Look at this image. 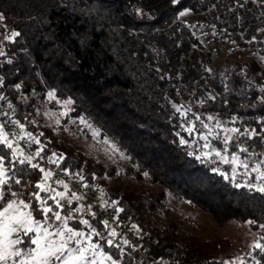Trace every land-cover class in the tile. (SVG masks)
<instances>
[{
  "label": "trees",
  "instance_id": "trees-1",
  "mask_svg": "<svg viewBox=\"0 0 264 264\" xmlns=\"http://www.w3.org/2000/svg\"><path fill=\"white\" fill-rule=\"evenodd\" d=\"M0 12V21L21 34L14 40L0 38L5 53L0 56V93L6 97L1 101L12 105L13 120L25 126H17L15 133H32L43 146L40 155L57 160L69 178L101 194L105 204H94L95 216H86L105 234L103 207L111 202L123 209L114 220L117 242L122 243V227L135 223L144 231L139 238L133 234L137 242L128 238L124 256L106 244L105 252L123 264H152L161 252H166V264L226 261L222 252L232 246L231 239L199 233L171 205L167 189L219 221L247 223L264 244V194L236 188L212 171L231 175L233 169L214 152L210 159L195 158L206 149L200 124L208 122L213 149L239 154L249 168L261 164L264 170V61L250 55L216 64L203 41L214 30L217 39L253 47L264 57V0H0ZM150 57L165 58L176 79L159 80ZM53 90L57 100L74 101L59 124L45 115L62 106L48 100ZM173 105L190 111L183 116ZM81 117L112 140L137 176L147 175L151 183L126 184L132 168H120L88 150L81 139ZM193 121L195 130L189 134ZM226 136L232 137L227 145ZM180 137L189 144H180ZM31 147L35 151L37 146L31 142ZM0 155L10 166V150L0 146ZM243 169L238 167L237 183L256 178ZM14 171L21 184L41 173L19 164ZM154 183L166 189L157 190ZM37 185L31 181L26 195L35 217L44 220L34 193L63 215L75 207L73 201L61 208L57 197L59 205ZM48 216L50 221L52 213ZM80 221L69 223L76 228ZM246 257L245 264H264V251L254 247Z\"/></svg>",
  "mask_w": 264,
  "mask_h": 264
},
{
  "label": "snow or ice",
  "instance_id": "snow-or-ice-1",
  "mask_svg": "<svg viewBox=\"0 0 264 264\" xmlns=\"http://www.w3.org/2000/svg\"><path fill=\"white\" fill-rule=\"evenodd\" d=\"M177 2V0H173ZM185 13H181L184 15ZM0 19H3L2 14H0ZM19 32L13 31L7 39L14 40L16 37L20 36ZM5 53L3 49H0V56H4ZM264 59V58H262ZM8 63H12L11 60ZM3 77H0V85H3ZM15 87L18 89L20 85L17 84ZM47 98L49 101L57 100L56 92L49 91L47 93ZM0 100H6V97L0 96ZM58 103H61L65 108V111L62 115L67 116L70 111V105L74 103L71 99H66L63 101L57 100ZM12 105L9 104V108ZM177 112H180L181 115L187 116V112L190 109H185L183 105H173ZM4 116H8V113H3ZM50 118L56 116V113H45ZM199 119V117H197ZM213 119V117H209ZM10 123L17 125L20 129H24V125L18 120H10ZM56 124L60 123L59 119H56ZM79 123L85 125L91 132L94 138L100 136V130L94 128L88 120L81 117ZM191 127L186 130L191 134L195 130L194 121L190 122ZM207 127V125H205ZM217 127H220L218 124ZM226 131L239 132V129H226ZM179 136V133H177ZM26 140L28 142L40 144L39 139L30 132H24L22 135L19 133L11 134L9 131L5 130V124L0 123V146L10 150V167H5V155H0V264H123L121 259L114 257L112 252H105V244L109 249H117L119 256H124L125 252L123 245H129L127 239H123L122 243L117 242L115 239L119 236V233L115 228H112L108 221H103L102 224L107 231V236L103 233L97 231L91 226L89 220L84 219L81 221L82 224L88 226L90 232L85 233L83 230L77 231L76 229L68 225L70 216H62L59 211H53L52 207L46 206V201L40 199L39 195L34 193L33 196L40 201L41 211L44 214L43 221H37L34 219L31 211V205L25 203L23 200L18 199H5V187L13 181L14 177L10 175V172L17 169V164L19 165H29L32 168H37L44 173L45 179L50 177L52 173L50 171H45L40 168L38 164L32 163L34 157L32 155H25L23 150L19 147V140ZM202 139L207 141V135L202 136ZM232 139L231 136H226L224 139L225 145L229 143ZM104 145L108 146L109 151L115 152L118 151V148L112 141L104 139L100 141ZM180 144L188 145L189 141L185 140L183 137H180ZM195 143V141H193ZM204 148H209L210 145L206 142L203 145ZM41 151H43V146L35 152V156H40ZM243 152H247V149H241ZM215 156L218 157L224 163L234 164L237 167H233L231 175L228 173L220 172V169L214 168L212 171L218 172L224 176L226 180H230L233 183V186L236 188H247L249 191H256L261 194H264V170L261 168V164H256L249 171V165L247 160H241L238 154H233L231 158L227 155H223L220 151L214 150ZM189 155H195V153L189 152ZM55 155V154H54ZM122 155V154H121ZM213 152L201 151L199 155H195L197 160H202L204 158H211ZM56 162V161H53ZM264 163V162H261ZM243 167L245 169L244 175L251 176L252 173H256V180L259 183H252L248 181L236 182V176L238 175L237 168ZM22 171V170H21ZM82 179V177H81ZM15 183H20L19 180H15ZM57 183L63 184V181H58ZM43 191H53L50 187H46L44 183L37 185ZM67 186L65 185V188ZM59 197H64V192L56 193ZM74 198L79 200V196ZM12 197H16L15 192H11ZM53 200H56V197H50ZM57 205L59 201L56 200ZM116 202H113L115 204ZM62 207V206H61ZM27 209V211H25ZM83 206L77 209V211H82ZM123 211V209H119ZM49 213H52L51 219L54 221H60V224L49 223L50 217ZM92 216H95V213H91ZM249 223H254V221H249ZM134 228L137 226L133 225ZM264 228V225H260ZM28 234H33L29 237L30 245L34 247H19L24 243V238ZM93 237H99V240L93 241ZM100 240H103L105 243L101 244ZM254 249H259L264 251V244L257 241L254 244ZM221 264H245L243 258L237 257L235 261H222ZM259 264V261H257Z\"/></svg>",
  "mask_w": 264,
  "mask_h": 264
},
{
  "label": "rangeland",
  "instance_id": "rangeland-1",
  "mask_svg": "<svg viewBox=\"0 0 264 264\" xmlns=\"http://www.w3.org/2000/svg\"><path fill=\"white\" fill-rule=\"evenodd\" d=\"M0 14H2L0 12ZM16 31L12 29L9 25L4 24L0 21V38L1 40H9L7 37L13 32ZM218 37L215 34V31L212 30L210 34L205 36L203 38L204 43L206 44L207 50H210L213 54L214 62L216 64H221L225 62L227 59H239V60H245L248 58V56L253 55L258 58H260L262 61H264V58L262 55H260V52L257 51L253 47H244L241 45H238L234 42H230L229 40L227 41H222L220 38L217 39ZM143 55L145 52L142 53ZM148 63L151 66V70L154 72V74L157 76V78L160 79H176V75H173V70L174 68L172 65L169 64L168 61H166L165 58H160V59H155L153 57L148 58ZM70 107V106H69ZM65 111V108L63 105L61 106L60 109L52 111V113H56V116H53L54 119H61L64 117L62 113ZM0 123H2L0 121ZM203 124H200L201 129L203 130V136L204 135H210L211 134V126L208 122H202ZM207 125V127H205ZM85 131L81 132L82 134V143L85 145V147L92 151L100 154L101 156L105 157L108 159V162L110 163H117L118 167H127L132 168L130 173L127 174L126 177H124V182L126 184H129L131 186H139L141 184H150V178L147 175H142V176H137V171L135 166L130 162L128 157L117 147V145L110 140L109 138L101 135L98 138H94L92 135V132L85 127ZM95 128V127H94ZM104 139H108L112 141L113 144L116 145L118 148V151L112 152L107 150L108 146L104 145L100 141H103ZM208 143L210 145L209 148L204 149L206 152H214V150L220 151V149H213L212 146V141L211 138L208 137L207 141L204 140V143ZM36 150H39L41 145V142L39 145L36 144ZM19 147L23 150L25 155H32L34 159L32 160V163L38 164L40 168L44 169L41 165V162L33 155L35 154V151H32L31 153L26 152L19 144ZM221 152V151H220ZM122 154V155H121ZM224 155V154H223ZM233 154L228 156L231 158ZM239 155V154H238ZM240 158V157H239ZM241 159V158H240ZM242 160V159H241ZM248 163V161H247ZM233 167H237L236 165L232 164ZM254 167V166H252ZM251 167V168H252ZM243 168V167H240ZM249 168V171L250 169ZM126 169V170H127ZM45 171H49L44 169ZM245 171V169H243ZM238 171V168H237ZM51 172V171H50ZM52 175L45 179L44 173L41 172L40 175H33L30 176L27 183L23 186L22 185V190L27 191L30 188V182L35 181L37 184L44 183L46 187H50L53 191H50L51 196H55L58 198V200L61 201V208L66 206L68 203L71 202H76L75 207H72L69 210V214H64L62 216H70L71 218H79L81 221L84 219L89 220V223L93 228H95L97 231L103 233L105 236L107 234L104 233L102 228H98L97 225H95L92 221L91 218H88L86 216V213L91 212L95 213L94 204H102L104 205V201L102 200L101 194L99 195L98 193L95 194V196L90 197L89 192L90 188L87 186V184L83 181H80V184H76L73 181V178H63L59 175H56L55 173L51 172ZM249 177V176H247ZM252 177V174L250 178ZM58 181H63V184L57 183ZM246 181L252 182V183H259V181L254 178L253 180H249L246 178ZM242 182V181H241ZM65 185L67 186L65 188ZM154 188L157 190L160 189H166V187L160 183H154L153 184ZM21 187V185H20ZM64 192L65 195L64 197H59L56 195L58 192ZM168 192V197L171 205H173L175 208L178 210H181V212L188 217V221L190 224L197 230L199 233L202 235H212V234H221L225 237H228L232 241V246L228 247L226 250L222 252V255L224 256L226 261H235L237 257L243 258L244 260L247 258L254 247V244L258 241L257 236L258 233L254 231L247 223H241L238 221L234 220H227V221H219L216 218H214L209 212L201 209L198 206L191 205L188 203L186 200L181 199L179 197H176L171 193L170 190L167 189ZM75 196H79L80 199L77 200L74 198ZM39 197L41 195L39 194ZM48 206V204H46ZM83 206L82 211H77V209L81 208ZM77 207V208H76ZM103 220L108 221L109 224L111 225L112 228H115L116 231H118V228L116 225H114V220L117 219L118 213H119V207L117 205H114L113 202H111L109 205H106L103 207ZM80 221V223H81ZM60 222V221H59ZM82 224V223H81ZM133 225L137 226L136 228L133 227ZM73 226V225H72ZM77 231L83 230L85 233L90 232V229L88 226L82 224L81 226L74 227ZM125 229H128V231H131L132 234L135 235L136 237H140L144 231L135 223L131 224L130 227H124ZM122 234L124 235L123 239H127L129 237L125 236V232L122 231ZM99 240V237L98 239ZM94 242L96 240H93ZM101 242V241H100ZM166 264V252H161L157 255V257L153 260L152 264Z\"/></svg>",
  "mask_w": 264,
  "mask_h": 264
},
{
  "label": "built area",
  "instance_id": "built-area-1",
  "mask_svg": "<svg viewBox=\"0 0 264 264\" xmlns=\"http://www.w3.org/2000/svg\"><path fill=\"white\" fill-rule=\"evenodd\" d=\"M0 49H2V47ZM0 96H1V93H0ZM3 113H8V116H4ZM10 120H13L12 111L10 110L8 104H6L5 102H2L0 100V121L5 124V130L9 131V133L11 135V134L15 133L17 125L10 123L9 122ZM18 142H19L20 146L26 152H32L31 142H28L26 140V138L24 140H19ZM36 157L41 162V165L44 169L49 170V171H51V172L55 173L56 175H59L63 178H69L67 171L61 167V165L59 164V162L57 160L50 158V157L42 156V155L36 156ZM53 161H56V162H53ZM73 181L76 184H80L79 179H73ZM95 194H96L95 190L93 188H90V192H89L90 197L95 196ZM122 230L125 232V236L129 237L134 242H137V240L134 239L131 231H128V229H125L124 227H122Z\"/></svg>",
  "mask_w": 264,
  "mask_h": 264
},
{
  "label": "crops",
  "instance_id": "crops-1",
  "mask_svg": "<svg viewBox=\"0 0 264 264\" xmlns=\"http://www.w3.org/2000/svg\"><path fill=\"white\" fill-rule=\"evenodd\" d=\"M18 143H19V142H18ZM29 153H31V152H29ZM33 155H35V154L33 153ZM35 157H36V156H35ZM36 158H37V157H36ZM5 167H10V166L5 165ZM10 175H12V176L14 177V179H13V181L10 182V184H9L8 186L5 187V199H6V200H7V199H18V200H23V201H25V203L30 204V202L28 201L27 196H26V195L28 194L29 189H28L27 191H23V190H22V185L24 186L26 183H25V184L15 183V180H19V178H18V177L16 176V174H15V171L10 172ZM20 185H21V187H20ZM11 192H15V193L17 194V196H16V197H12V196H11ZM61 192H62V191H61ZM48 206H51V205L49 204ZM76 208H77V207H76ZM25 211H27V209H25ZM31 211H32V208H31ZM55 211H59V212L61 213V210H59V209H57V210H55ZM55 211H54V212H55ZM32 215H33V213H32ZM61 215H63V214L61 213ZM65 216H66V215H65ZM33 217H34V219L37 220V221H42L41 219L35 217L34 215H33ZM71 219H72V218H71ZM69 221H70V219H69ZM69 221H68V225H69L70 227L73 228V226L69 223ZM49 223L60 224L61 222H59V221H54L53 219H51V220L49 221ZM31 235H33V234H28V236H26V237L24 238V243L21 244L19 247H22V248H24V247H28V246L34 247V245H30V242H29V237H30ZM153 264H154V263H153Z\"/></svg>",
  "mask_w": 264,
  "mask_h": 264
}]
</instances>
